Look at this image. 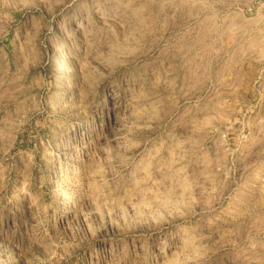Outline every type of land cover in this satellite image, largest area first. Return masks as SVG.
<instances>
[{
	"label": "rangeland",
	"instance_id": "374dc122",
	"mask_svg": "<svg viewBox=\"0 0 264 264\" xmlns=\"http://www.w3.org/2000/svg\"><path fill=\"white\" fill-rule=\"evenodd\" d=\"M0 264H264V0H0Z\"/></svg>",
	"mask_w": 264,
	"mask_h": 264
}]
</instances>
